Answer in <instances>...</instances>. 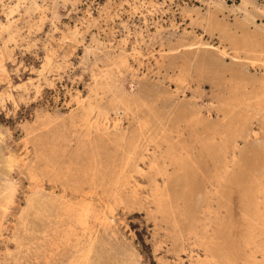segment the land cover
I'll return each instance as SVG.
<instances>
[{"label":"rangeland","instance_id":"obj_1","mask_svg":"<svg viewBox=\"0 0 264 264\" xmlns=\"http://www.w3.org/2000/svg\"><path fill=\"white\" fill-rule=\"evenodd\" d=\"M258 81L264 0H0V264H264Z\"/></svg>","mask_w":264,"mask_h":264},{"label":"bare ground","instance_id":"obj_2","mask_svg":"<svg viewBox=\"0 0 264 264\" xmlns=\"http://www.w3.org/2000/svg\"><path fill=\"white\" fill-rule=\"evenodd\" d=\"M255 83V82H253ZM256 84V83H255ZM258 85V89L252 87L251 91H247L245 90L246 88H244L241 91V97H264V82L263 81H258L257 82ZM248 107V106H247ZM235 112V111H234ZM257 112V111H255ZM243 113V112H242ZM245 113V112H244ZM258 116V115H257ZM262 117V116H261ZM246 121V120H245ZM256 121V120H255ZM243 124V123H242ZM249 124V123H248ZM246 125V124H245ZM264 144V143H263ZM226 148V147H225ZM225 150V149H224ZM224 152V151H223ZM226 152V151H225ZM224 152V153H225ZM226 154V153H225Z\"/></svg>","mask_w":264,"mask_h":264}]
</instances>
